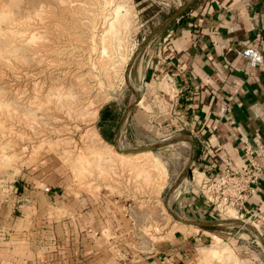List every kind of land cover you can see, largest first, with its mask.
I'll return each mask as SVG.
<instances>
[{"label": "crops", "instance_id": "1", "mask_svg": "<svg viewBox=\"0 0 264 264\" xmlns=\"http://www.w3.org/2000/svg\"><path fill=\"white\" fill-rule=\"evenodd\" d=\"M136 6L146 38L155 33L135 62L136 103L130 112L115 100L100 106L97 135L107 145L123 138L138 146L155 133H183L191 139L192 173L241 170L246 146L264 144V0H137ZM40 167L0 184V264H209L208 247L221 241L217 229L233 228L190 184L172 206L202 223L193 226L197 232L177 230L148 242L139 232L145 225L138 204L105 189H57ZM247 208L264 212V175Z\"/></svg>", "mask_w": 264, "mask_h": 264}, {"label": "rangeland", "instance_id": "2", "mask_svg": "<svg viewBox=\"0 0 264 264\" xmlns=\"http://www.w3.org/2000/svg\"><path fill=\"white\" fill-rule=\"evenodd\" d=\"M136 2L0 0V184L21 169L41 166L57 189L109 190L138 204L145 225L139 232L158 242L177 230H198L178 222L193 223L172 206L178 190L200 181L189 167L190 143L183 133H155L151 143L135 146L122 138L107 145L95 130L104 103L115 100L131 109L136 103L134 66L143 49L129 65L148 32ZM170 139L178 141L139 155L118 154ZM230 219L238 218L230 214ZM232 226L217 229L221 241L208 247L209 264L264 263L252 229L260 236L263 228L252 220L251 229Z\"/></svg>", "mask_w": 264, "mask_h": 264}, {"label": "built area", "instance_id": "3", "mask_svg": "<svg viewBox=\"0 0 264 264\" xmlns=\"http://www.w3.org/2000/svg\"><path fill=\"white\" fill-rule=\"evenodd\" d=\"M262 175L264 144L258 142L254 147L246 146L241 170L226 166L212 177L202 176L195 187L221 219L227 220L233 214L242 222H257L260 228L261 220L264 222V212H250L247 203L255 194L258 179ZM260 236L264 237L262 234Z\"/></svg>", "mask_w": 264, "mask_h": 264}, {"label": "water", "instance_id": "4", "mask_svg": "<svg viewBox=\"0 0 264 264\" xmlns=\"http://www.w3.org/2000/svg\"><path fill=\"white\" fill-rule=\"evenodd\" d=\"M155 35V33L154 34H151L148 38H146V39H144L142 42H141V44L139 45V48H138V50H137V52L134 54V56H133V58H132V60L130 61V65H129V67L132 65V63L134 62V60H135V58H136V56H137V54L147 45V44H149V42L152 40V38H153V36ZM127 111L128 112H130L131 111V106L130 105H128L127 106ZM186 137L185 138H187V140L191 143V139L189 138V136H187V135H185ZM178 140H175V139H170V140H167V141H165V142H162L161 144H159V145H153V146H149V147H147V148H145V149H142V150H140V151H135V152H132V153H136V152H144V151H153V150H156V149H159V148H161V147H164V146H167V145H170V144H173V143H176ZM122 153H130V152H122ZM192 155H193V151H192V149H191V159H192ZM190 163H191V160H190ZM190 163H189V167H190ZM178 187V186H177ZM176 187V188H177ZM176 188H174L172 191H171V193H170V195H169V197L166 199V201H165V203L167 204V202L169 201V198H170V196L172 195V193H173V191H175V189ZM166 208H167V206H166ZM177 221H179V222H181V223H183V224H191L192 226H197V225H199V224H202V223H187V222H184L183 220L181 221V220H177ZM232 221H227V220H222V221H220V223H223V224H229V223H231ZM232 224H240V226L242 227V226H246V228L248 227V228H250L251 229V226H247L246 224L244 225V222H242V221H236L235 223H232ZM258 240H259V243H260V245H261V248H262V250L264 251V240L259 236V238H258Z\"/></svg>", "mask_w": 264, "mask_h": 264}, {"label": "bare ground", "instance_id": "5", "mask_svg": "<svg viewBox=\"0 0 264 264\" xmlns=\"http://www.w3.org/2000/svg\"><path fill=\"white\" fill-rule=\"evenodd\" d=\"M119 8V7H118ZM59 133V132H58ZM186 141V140H185ZM187 142H189V141H187ZM190 143V142H189ZM117 144V143H116ZM190 145H191V143H190ZM148 152H151V151H144V152H136V153H132V152H130V153H118L119 155H123V156H133V155H139V154H143V153H148ZM200 177V176H199ZM200 179H201V177H200ZM175 194V191H173V193H172V195H171V197H170V200H171V198L173 197V195ZM232 218V217H231ZM227 221H232L231 223H235L236 221H240V220H238V219H230V220H227ZM179 222V221H178ZM181 223V222H180ZM183 224V223H182ZM247 225V222H244V225ZM183 225H185V226H190V227H193L191 224H183ZM253 229V233H255V235L259 238V234L256 232V229L255 228H252Z\"/></svg>", "mask_w": 264, "mask_h": 264}]
</instances>
